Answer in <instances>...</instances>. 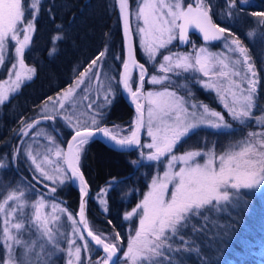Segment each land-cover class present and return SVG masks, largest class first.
<instances>
[{"label":"snow or ice","instance_id":"obj_1","mask_svg":"<svg viewBox=\"0 0 264 264\" xmlns=\"http://www.w3.org/2000/svg\"><path fill=\"white\" fill-rule=\"evenodd\" d=\"M41 2L0 0V67L8 56L9 45L13 53L9 58L8 78L0 82V105L25 79L31 80L36 71L25 63L24 55L30 50L36 32ZM114 3L118 6L127 41L124 57H116L121 63L118 84L135 107L134 120L126 129L118 125L109 128L101 123L105 118L102 109L111 105L115 97L111 80L105 85L100 78L101 58L107 53L105 47L72 85L54 100L49 98L53 100V114H48L47 102L42 109L45 115L41 119L55 121L60 116L73 129L70 140L64 142L66 147L54 136L40 131L35 135L45 136L48 144L35 153L31 145L26 149V156L34 166L32 170L38 174L33 179L44 189L54 194L57 186L65 181L78 183L81 193L78 216H73L54 199H46L43 193L30 200L19 185L11 189L7 185L0 186L3 188L0 192V247L5 253L0 264H50L52 257L61 253L66 264H81L82 251L87 254L86 264H122L118 256L123 246L120 233L116 232L112 238L97 234L85 217V198L89 190L81 159L84 146L98 135L106 138L116 150H137L139 159L131 162L134 165L143 166L144 161L155 162L154 167L163 165L162 172L153 175L143 199L125 213V220L133 217L138 220L123 252L127 264H183L182 253L200 251L195 239L186 237L215 235L216 213L239 204L243 199L241 190L264 186V130L246 131L240 139H229L219 149L216 142L205 139L202 141L205 146L200 149L177 151L178 145L203 128L212 129L215 135L233 137V123L226 121L221 112L192 99L194 85L214 90L231 120L239 126L246 129L255 121L264 128V113L254 114L260 84L255 62L239 36L213 20L210 0L190 3L135 0L134 6L131 0H114ZM247 4L249 0H239V6L237 0H225L224 10L218 9L217 15L224 19L239 16ZM47 10L51 16V9ZM250 15L259 18L258 23L264 25V11ZM190 29L198 30L206 42L223 40L225 51L213 53L207 47L194 49V53L171 51L169 45L175 40L190 43ZM246 36L251 40L254 32L249 31ZM62 38L55 35L53 44ZM137 47L147 57L145 63L136 59ZM55 51L53 47L49 55ZM146 63L154 69L151 74ZM146 78L149 84L160 87L145 91ZM93 83L97 87L90 99ZM82 85L84 89L79 99L87 102L84 105L87 111L77 108L76 91ZM181 91L185 94L181 95ZM65 102H69L71 110L65 107ZM21 123V132L27 136L40 120ZM54 130L58 133V129ZM142 134L149 138L147 142H142ZM14 155H19V149ZM6 168L8 164L0 160V169ZM45 181H50L51 185ZM26 187L34 191L31 182ZM101 191L107 195V189ZM100 203L106 205L107 201L101 199ZM104 210L107 211L106 206ZM62 217L70 221V230H62ZM90 242L104 253L94 262ZM203 264L208 262L203 261Z\"/></svg>","mask_w":264,"mask_h":264},{"label":"trees","instance_id":"obj_2","mask_svg":"<svg viewBox=\"0 0 264 264\" xmlns=\"http://www.w3.org/2000/svg\"><path fill=\"white\" fill-rule=\"evenodd\" d=\"M131 2L133 3V0ZM210 2L216 7L215 11L221 8L224 10L223 0H210ZM255 3L248 7L244 6V12L239 16L220 21L239 36L255 62L260 84L258 86V108L254 114L260 115L264 113V64H262L264 25L252 24L254 28L246 25L247 20L250 17L253 18L250 15L251 12L264 11V0H257ZM49 8L51 16L47 10ZM57 25L61 28L58 29ZM249 31L254 32L251 40L246 36ZM55 35L63 38L53 44ZM53 47L56 51L50 56L49 51ZM105 47H107V53L103 57L104 68L112 78L115 77L114 84L118 94L113 104L107 109L108 115L103 124L113 121L119 126H128L127 120L130 119L131 111L122 101L117 84L121 63L116 57H122V43L114 1L42 0L36 20V32L33 35L30 50H26L24 55L25 63L34 67L36 71L32 79L25 82L19 91L0 107V160L8 164V168L0 169L2 185L13 187L19 184L21 178L28 176L25 164L21 163L20 172L22 173H20L18 168L10 163V160H13L17 133L23 127L21 121L30 123L37 120L40 106L50 97L52 98L71 85L79 73L100 51H104ZM9 65V59H6L3 67H0V80L5 78ZM192 92V99L195 102H202L210 109L221 112L226 121L233 123L237 132L233 133V137H227L199 130L186 142L177 146L178 152L199 149L205 139L209 142H216L217 148H220L227 144L229 139H240L246 131L264 130L255 121L251 122L246 129L239 126L231 120L220 100L210 93L202 92L199 86L194 85ZM116 103L120 104L123 112V115L120 114L118 117L110 115ZM57 127L60 132H64L62 139L65 141L71 133L63 130L61 125ZM137 153V150L130 153L114 152L93 140L84 146L81 159V169L90 185L91 194L99 192L103 187L108 188L107 211L99 210L90 196L87 209L89 226L97 234H103L109 238H112V234L119 232L123 240L119 254L121 258H123V252L126 251L128 238L134 234V229L138 224L136 217L125 220V213L138 204L152 175L161 171V167L155 171L152 164L137 166L131 163L136 160ZM37 184L43 187L42 184ZM241 191L243 199L239 204L225 208L222 213H216L213 221L215 235L207 233L194 238L186 237L189 240L195 239L200 251L199 253L195 251L182 253L183 264H203V261H207L208 264H264V189ZM57 198L72 213H76L78 194L69 183L58 190ZM216 225L220 227L217 228ZM90 249H93L92 259L99 256L94 248L90 246Z\"/></svg>","mask_w":264,"mask_h":264},{"label":"rangeland","instance_id":"obj_3","mask_svg":"<svg viewBox=\"0 0 264 264\" xmlns=\"http://www.w3.org/2000/svg\"><path fill=\"white\" fill-rule=\"evenodd\" d=\"M25 1H26V3H27V0H25ZM113 1H114V0H113ZM187 1L192 2V0H187ZM255 2H257V0H249V4L245 5V7H248L249 5L256 4ZM131 3H132V2H131ZM185 3H186V0H185ZM134 4H135V0H133L132 6H134ZM237 4H238V6H239V0L237 1ZM224 8H225V7H224ZM217 10H218V9H217ZM219 10H220V9H219ZM222 10H223V9L221 8V11H222ZM217 18H218V20H221V21H225V20H226V19H224L223 17H220V16H218ZM249 19H251V20H249ZM249 19H248L249 21L247 20V22H246V25H247L248 27H252V28H254L253 25H258V26L260 25V24L258 23L259 18L253 16V18L250 17ZM135 24H136V21H135V19L133 18V19H132V26H133V28L135 27ZM252 24H253V25H252ZM176 43H177V40L173 41L172 44L169 45V49H171V51L176 52V53H194V50H190V49H188V50H177V48H176ZM244 45H245V44H244ZM245 46H246V45H245ZM205 47L208 48L209 46H205ZM198 48H200V47H195V49H198ZM208 49H209L210 52H213V53H222V52H224L225 49H224V42H223V40H221L220 43H218L214 48L211 47V48H208ZM136 50H137V58H138V60H139L141 63H145V61L147 60V57H146L145 55L142 54V52H141V50H140L139 47H137ZM165 51H166V50H165ZM7 53H8V56L6 57V59L11 58L12 55H13V53H12V50H11V46H10V45H9V47H8V49H7ZM249 55H250V54H249ZM263 57H264V55H263ZM6 59H5V60H6ZM157 59L159 60L160 58L157 57ZM101 60L103 61L104 58L102 57ZM98 63H99V62H98ZM10 66H11V65H9L8 69L10 68ZM30 67H31V66H30ZM146 67H148V71H149L150 74L154 71L153 67H152L150 64H147V63H146ZM105 69H106V68H104V64H102V66H101L100 69H99V71H100V78H101V81L103 82V84L107 85V84L109 83V81L111 80L112 90H113V92L115 93V96H116V95L118 94V91H117V88H115L114 79H111V78H112L111 75H110L109 73H107V71H106ZM256 70H257V68H256ZM257 72H258V70H257ZM32 76H33V75H32ZM77 77H78V76H77ZM77 77L73 80V82L71 83V85L74 83V81L77 79ZM7 78H8V70H7V72H6V76H5V78H3L2 80H0V82H3V81H5V80H7ZM133 79H135V73H133ZM27 81H29V80L25 79V80L21 83L20 87H21L25 82H27ZM87 83H88V81L86 80V84H87ZM69 86H70V85H69ZM69 86H68V87H69ZM196 86H199V85H196ZM20 87H19V89H20ZM68 87H67V88H68ZM96 87H97V85H96L95 83H93L91 89L89 90V92H90V99L94 97ZM133 87L135 88V85H133ZM159 87H160V86H155V85H151V84H149V83L147 82V78H146V81H145V91L158 89ZM199 87L201 88V91H202V92H204V93H210V94H212L213 96H215V98L218 99L217 93H216L214 90H212V89H205V88H203V87H201V86H199ZM19 89H18L16 92L11 93V94L9 95V99H10V97H11L12 95L16 94V93L19 91ZM83 89H84V85H82L81 88H80V89H77V91H76L77 108H78L79 110H81V111H87V109L84 107V105H85L87 102H81L80 99H79V98L81 97V95H82ZM64 90H65V89H64ZM64 90H62V91H60L59 93H57L56 95H54V96L52 97L53 100H54L55 98H57L59 94H62V92H63ZM180 94H181V95H184L185 93H184L183 91H181ZM119 95H120V94H119ZM102 96H103V92H101V99H102ZM114 98H115V97H114ZM9 99H8V100H9ZM8 100H6L5 103H6ZM53 100H49V99H48L47 101H45V102H47L48 114H53V112H52V109H53ZM113 101H114V99L112 100V103H111V104H113ZM45 102L40 106L39 111H38V113H37V119L40 120V123L37 124L36 127H34L33 129H31V130L29 131V133H28L27 136L23 135V133L21 132V129H22L23 127H22V128L19 130V132L17 133V139H16V142H15V147L13 148V160L11 159V160H10V163H11L14 167L18 168V171H19V172L21 171V170H20V166L22 167L21 163H23V164H25V165L27 166L28 176H26V178H21V179H20V182H19L18 185H19V187H20L21 189L25 190L26 195L28 196V198H29L30 200H33V199L38 198L39 194H40V193H43L46 199H48V200H50V201L54 199L56 203H60L62 207L66 208V209L68 210V212H70L73 216H75V214L72 213V212L66 207V205H64L63 203H61L60 201H58V198H57L58 190H60L61 187L66 186V184L69 183V181H65V183H64L63 185L57 186V191H56V193H54V194L51 193L50 191H48L47 189H44L43 187H41V186H39V185L37 184V183H39L37 180H34V179H33V177H34V176H37L38 174L35 173V172L32 170V169L34 168V166L31 164L30 159H28L27 156H26V149L28 148L29 145L32 146L33 151H34V153H35V151H36L38 148H41L42 146L48 144V141L46 140L45 136H43V135H41V136H36V135H35L37 132L43 131L44 133H47L48 135L54 136V137L56 138V136H55V134H54V129H58L57 126H60V125H61V126L63 127V130H65V131H67V132H69V133H71V134L73 133V129H72L71 127H69V126L65 123V121H64L60 116H57V119H56L55 121H50V120H43V119H41V117H42L43 115H45V113H44L43 110H42V109L45 107ZM99 102H100V101H97V103H99ZM1 106H2V105H0V107H1ZM109 106H110V105H109ZM109 106H108L107 108H105V109H102V111L105 112V118L101 121L102 124L105 123L104 121H105L106 118H107V115H108V113H107V109L109 108ZM65 107H66L67 109L71 110V109L69 108V102H65ZM94 107H95V105H94ZM120 114L123 115L122 108H121V106H120L119 103H116V107L110 112V115H114L115 117H118V115H120ZM132 121H133V117L130 116V119L127 120V122H128V126L132 123ZM30 123H31V122H30ZM104 125H106L107 127L111 128L113 125H118V124H117V123H114L113 121H110L109 123L104 124ZM118 126H119V125H118ZM128 126H127V125H124V126L121 125L120 128H121V129H126ZM200 130H206V131H209V132H213V130H212V129H209V128H203V129H200ZM236 132H237V129L234 128V129H233V133H236ZM125 134H126V133H125ZM69 135H70V134H69ZM148 140H149V138L146 137V136L144 135V136H143V141H142V142H147ZM56 141H57L58 143H60L61 146L63 147L64 142H65L64 140H63L62 142H60V141L56 138ZM204 146H205V145L202 144L200 148H202V147H204ZM200 148H199V149H200ZM17 149H19V155H14V154L16 153V150H17ZM218 149H219V148H218ZM145 151H147V150H145ZM180 153H183V152L181 151ZM135 159H136V160L139 159V153H137V155H135ZM136 160H135V161H136ZM145 164H148V165L152 164V165H154L155 162L144 161V162H143V165H145ZM160 167H161V172H162V170H163V165H160L159 168H160ZM178 167H180V165H177V168H178ZM154 168H155V171H156L158 167H154ZM20 173H22V172H20ZM19 175H20V174H19ZM152 176H153V175H152ZM20 177H21V176H20ZM36 181H37V183H36ZM28 182H31V184L34 185V191H30L29 188L26 187V185H28ZM150 182H151V180L148 182V186H147V188H146L144 194H146L147 191L149 190ZM45 183L51 185V182H50V181H45ZM18 185H15V186H13V187H8V188H9V189H11V188H16ZM0 186H2L1 183H0ZM102 189H107V191H108V188H107V187H103ZM102 189H101V190H102ZM262 189H264V186H261V188H258V189H251V190L258 191V190H262ZM101 190H100L99 192H96L95 194H91L90 196H91V199L93 200V202H94L95 204H97L98 209L104 212V211H105L104 209H105V206H106V205L101 204V203H100V200H101V199H105V200H106V196L104 195V193H103ZM247 190H249V189H247ZM2 191H3V188L0 187V192H2ZM144 194H143V196H144ZM143 196H142V198L140 199V201L143 199ZM140 201H139V202H140ZM139 202H138V203H139ZM135 207H136V206H135ZM135 207H134V208H135ZM61 222H62V224H64V229H62V230H70V229L68 228V226L70 225V221H67L66 217H62V218H61ZM137 226H138V224H137ZM137 226H136V227H137ZM112 237H114V234H112ZM78 243H79V241H78ZM86 255H87V254H86L84 251H82V253H81V256H82L81 264H86V260H85ZM4 256H5L4 249H3V247H0V260H3V259H4ZM96 258H97V257L93 258L92 261L94 262ZM121 259L123 260V261H122V264H127V262H126L123 258H121ZM50 264H66V258H65V256H64V254L61 253V254H58V255H56V256H53V257H52V261L50 262Z\"/></svg>","mask_w":264,"mask_h":264},{"label":"water","instance_id":"obj_4","mask_svg":"<svg viewBox=\"0 0 264 264\" xmlns=\"http://www.w3.org/2000/svg\"><path fill=\"white\" fill-rule=\"evenodd\" d=\"M114 8H115V11H116V16H117V20H118V26H119L120 35H121L122 57H124L125 52H126L127 41H126V38L124 37V34H123V30H122V20H121V17H120V13H119V10H118V6L115 3H114ZM190 33L197 35L202 42H206V41L203 40L202 34L199 33L198 30H196V29H190L189 30V34ZM208 42H211V41H208ZM178 45L181 48V47H183L185 45V43H182V42L179 41V44ZM136 59L138 60V58H137V50H136ZM120 72H121V64H120V68H119V72H118L117 83L120 80V75H119ZM118 88H119V94H120V97H121L122 101L129 108V110L132 113L133 119H134L135 114H136L135 113V107H134V105L131 103L129 96L123 91L122 86H120L118 84ZM72 134H70L65 141L70 140ZM142 139H143V134L141 136V140ZM93 140L100 142L107 149H109L111 151H114V152H118V153H130V152L135 151V149H133V150H125V151L116 150L113 146H111V144L107 141L106 138H101L99 135L97 137L92 138L90 141H93ZM63 147H66L65 143H64ZM84 178L87 181V178H86L85 174H84ZM69 184H70V186L73 189L76 190V192L78 194V207H77V210H76V213H75V216H78V212H79V209H80V206H81V193H80V190H79L78 183H73L72 181H69ZM88 190H89V195L85 198V200H86L85 217H86L87 221H88V217H87L88 202H89V198H90V195H91V188H90L89 183H88ZM90 246L92 248H94L99 253V256H103L104 255V253L102 252L101 249H99L98 246H94L91 242H90ZM119 254L120 253H118V256H119Z\"/></svg>","mask_w":264,"mask_h":264},{"label":"flooded vegetation","instance_id":"obj_5","mask_svg":"<svg viewBox=\"0 0 264 264\" xmlns=\"http://www.w3.org/2000/svg\"><path fill=\"white\" fill-rule=\"evenodd\" d=\"M224 1V4H225V0ZM186 3H190L189 1L186 0ZM213 4V3H212ZM216 7H214V4H213V11H212V15H213V20L216 22V23H219L222 27H225L224 24L218 20V15H217V11H215ZM189 39H190V43L188 44H185L183 47H179V40H177V43H176V48L177 50H194L195 47H205V46H209L208 48H214L218 43H220L221 40H218V41H211V42H202L199 37L195 34H192L190 33L189 34ZM125 104V103H124ZM126 106V105H125ZM127 107V106H126ZM128 108V107H127ZM54 134L56 136V138L62 142L63 141V135H64V132H60V130H58V133L57 131L54 130ZM68 138V137H67ZM66 140V139H65Z\"/></svg>","mask_w":264,"mask_h":264}]
</instances>
